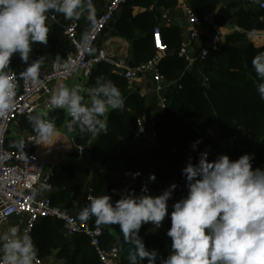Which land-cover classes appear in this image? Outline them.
I'll return each instance as SVG.
<instances>
[{
	"label": "trees",
	"instance_id": "obj_1",
	"mask_svg": "<svg viewBox=\"0 0 264 264\" xmlns=\"http://www.w3.org/2000/svg\"><path fill=\"white\" fill-rule=\"evenodd\" d=\"M180 1L128 0L121 8L119 18L108 29L112 28L114 35L130 43L133 55L131 67L148 63L156 57L158 48L154 30L161 22L160 10L176 9ZM184 1L190 3V9L199 18L197 28L202 45L197 50L198 53L203 49H210L216 30L226 27L231 20L236 19L239 30L228 35L225 43L210 49L204 62H197L193 66L179 55L183 43L181 30L176 26L161 30L162 44L167 54L162 58L158 69L167 82L175 85L164 94L168 101L166 109L155 114L159 146L151 150H133L137 120L146 111V99L140 91L131 89L128 81L115 73L109 64L100 63L89 78L90 87H98V79L100 84L111 81L125 100L123 110L114 109L109 113L107 131L99 135L82 133L78 124H74L72 131H69L67 125L71 118L67 120L65 111L59 109L53 110L50 118L56 129L65 126L78 146H88V155L92 161L103 166L105 171L92 176L88 169L75 165L57 170L50 179L54 206L70 212L76 198L82 194L85 197L89 189L96 197L110 196L114 205L120 198L111 196L110 192L115 188L113 177L118 171L125 173L126 181L136 196L143 194L141 189L144 186L148 188V195L157 197L175 184L177 187L172 195L186 198L188 188L183 169L189 158L195 164L199 154L205 151L209 153L210 162L221 156L206 148L205 138L209 131L216 132L218 141L228 142L238 135L239 140L225 155L231 161H236L242 155L254 154L255 159L250 161L253 170L260 168L264 171V100L260 99L257 91V84L261 81L256 77L251 64L255 55L264 52V46L255 47L248 36L249 32L264 29V9L259 5L262 0H237L223 8H220L221 0ZM136 9L143 11L136 14ZM51 14L56 16L58 23L51 21ZM46 15L49 29L47 44L32 43L27 62L21 59L19 53L13 54L9 66L11 72H18L37 61L43 64L50 59L64 60L71 52V44L65 36L64 15L52 10ZM213 15L214 24L207 20ZM81 28L80 26V30ZM37 116L35 114L30 117ZM101 119L105 122L106 114ZM29 120V129L36 133L34 120ZM196 141L201 143L193 149L192 145ZM91 144L93 147L89 148ZM73 156H78V153L75 152ZM137 172L141 175L135 179L128 175ZM151 174L156 176L155 181L149 180ZM172 211L174 208L168 207V215L161 223L159 235H150L147 224L138 233L145 249L157 252L156 264H161L162 259H167L173 252L172 240L167 235L171 228ZM91 226L103 231L101 244L107 251L116 247H135L124 241L119 225L98 226L93 217ZM32 238L38 249V257L43 260L56 253V258L65 260L66 264H101L89 237L84 234L73 238L67 236L65 224L57 218L42 219L34 229ZM123 264L129 262L123 260ZM139 264H148L147 258Z\"/></svg>",
	"mask_w": 264,
	"mask_h": 264
},
{
	"label": "clouds",
	"instance_id": "obj_2",
	"mask_svg": "<svg viewBox=\"0 0 264 264\" xmlns=\"http://www.w3.org/2000/svg\"><path fill=\"white\" fill-rule=\"evenodd\" d=\"M49 10L62 13L65 19L79 21L82 16L95 24L93 0H0V118L7 117L15 106L17 76L9 70L13 54L19 53L27 62L32 43L47 44L49 29L46 25ZM85 12L87 15L85 16ZM249 38L255 32L248 33ZM252 69L260 83L257 91L264 100V52L252 59ZM41 62L29 66L20 73L26 82H35ZM65 68L70 67L66 63ZM91 90V105L83 103L79 88L61 86L51 96L50 104L65 109L71 118L68 130L74 124L80 132L98 135L107 131L101 119L109 110H123L125 100L111 81ZM35 131L43 143H51L58 135L54 124L37 117ZM201 141L193 143V149ZM207 151L199 154L193 164L189 158L183 175L187 180L188 195L174 204L171 213V228L167 235L172 240V254L162 259L161 264H264V171L253 170L250 161L254 154H245L236 161L221 155L209 161ZM134 179L141 174L130 173ZM149 180L155 181L151 174ZM177 186L171 185L157 197L148 195L142 187V195H126L115 204L111 197L89 196L90 205L81 211L77 219L86 223L90 216L95 223L104 226L119 225L124 241L133 244L129 252V264H139L145 258L148 264H156L157 252L148 251L138 233L144 224L151 222L159 228L168 215V201ZM35 190L31 197L35 195ZM17 226L0 234V264H41L38 249L28 232L20 235Z\"/></svg>",
	"mask_w": 264,
	"mask_h": 264
},
{
	"label": "built area",
	"instance_id": "obj_3",
	"mask_svg": "<svg viewBox=\"0 0 264 264\" xmlns=\"http://www.w3.org/2000/svg\"><path fill=\"white\" fill-rule=\"evenodd\" d=\"M105 1L107 4L102 14L96 19L95 24H91L85 32L80 31L78 21L68 20L64 17L66 22L64 27L65 36L69 40L72 48L64 60L50 59L47 63L41 64L39 75L35 82H26L20 77V73L34 63H30L20 71L14 72L17 76L15 106L7 117L0 118V231L11 218H23L24 226L22 235L28 232L32 237L34 229L42 219L57 218L65 224L67 236L73 238L76 235L84 234L89 237L91 245L99 255L101 264H123L124 249L116 247L107 251L102 247L101 238L103 231L100 228H93L91 226L92 216H90L86 223H81L77 219V215L54 206L51 197L53 187L50 179L58 167L55 164L48 165L35 153V143L39 139L38 132L25 139L24 146L21 150L12 151L7 148L8 134L12 125L20 118L36 113L39 99L48 97L52 93L50 86L52 82L67 81L77 75V73H81L82 76L89 79L94 69L100 63H107L112 67L113 71L116 73L119 72V74L121 73V76L128 81L131 89L137 80L151 76L156 82L157 92L160 94V110L166 109L168 101L164 97V94L171 85L160 74L158 69L162 60L161 55L166 52L162 44L161 27L158 26L154 30V38L158 48L156 57L148 63L130 67L125 62L114 59L108 50L100 44L104 32L115 21L117 13L128 0ZM259 5L261 9H264V0ZM188 16L193 26L189 40L192 45H195L199 41L197 25L200 22L198 16L191 9L188 10ZM50 19L54 23L59 22L54 14L50 15ZM165 19L167 20L166 17ZM223 39V28H218L209 45L210 49H215L222 44ZM210 49L206 48L199 53H192L189 45L183 43L179 55L185 58L190 66H193L197 62H204L210 53ZM66 63L70 64V67L65 68L64 65ZM46 108L51 109V105L48 104ZM62 110L66 111L65 109ZM44 120L51 122L50 117L47 116L44 117ZM149 123V132L145 133L143 118L141 116L138 117V129L134 140L135 142L139 140L147 141V149L151 150L159 146V141L154 119ZM210 135H213L215 139L217 137L215 131H209L207 136ZM238 140L239 136L236 135L232 138L231 142L235 144ZM73 143L76 145L78 155L87 153L88 146H78L75 139H73ZM33 190H35L36 194L33 198H30ZM121 192L127 195L133 193L132 187L127 181L123 183L121 189L113 188L110 194L111 196H118ZM89 196H94L90 189L84 197L81 211L90 205V201L87 199ZM182 199L185 198L171 195L167 202L168 207L174 208V204L180 202ZM39 260L41 264H44L43 259L39 258Z\"/></svg>",
	"mask_w": 264,
	"mask_h": 264
},
{
	"label": "crops",
	"instance_id": "obj_4",
	"mask_svg": "<svg viewBox=\"0 0 264 264\" xmlns=\"http://www.w3.org/2000/svg\"><path fill=\"white\" fill-rule=\"evenodd\" d=\"M237 0H221L220 8L227 7L230 4L236 2ZM93 3L95 5V17L96 19L102 14L107 2L105 0H93ZM190 9V3L188 1L181 0L178 7L176 9L172 10H164L161 9L162 13V18L161 22L156 26V27H161V30L166 27H173L176 26L178 27L183 36V43H186L189 45L190 51L197 52V50L201 47L200 40L198 41L197 44L192 45L189 40V35L191 30L193 29L192 24L189 21V16H188V10ZM142 9H136V14L142 12ZM119 11L115 17V20L119 18L120 16ZM86 16V15H85ZM167 18V20L165 19ZM214 18L215 15L210 16L207 18V20L214 24ZM81 28V32H85L86 30L89 29L91 24L84 18V16L81 17L79 20ZM238 27L236 26V19L231 20L226 27L223 28L224 31V39L223 43H225V38L233 34L234 32L238 31ZM114 30L112 28H107L106 32L103 34L101 38V46H103L108 52L111 54V56L119 61H123L126 63V65L130 66L131 60H133V55L131 54L130 51V43L119 36H116L113 34ZM255 36L251 38L253 44L255 47L259 48L264 46V29L263 30H254ZM182 43V44H183ZM166 52L162 53V58L166 56ZM46 61L45 63H47ZM131 67V66H130ZM115 72V71H114ZM116 73V72H115ZM119 74V72H117ZM121 75V73L119 74ZM170 85H175L170 83ZM51 91L52 93L48 97H44L39 99L38 101V109L36 113L27 115L25 116L26 118L22 117L18 121H16L12 127L11 130L8 134V140H7V148L12 151H17L21 150L24 146V141L25 139L34 134L30 129H29V124L31 121L29 120L30 116H33L37 114L38 116L43 117H50L51 112L53 110H62L61 108H55L50 104L51 96L53 95L54 92H57L61 86H66L69 89H72L74 87L79 88V94L84 97L83 103L90 106L91 105V90L92 88L89 85V79L85 78L82 76L81 73H77V75L73 76L71 79L67 81H55L51 83ZM133 90H138L140 91L141 95L146 99V111L144 114L141 116L144 121V130L145 133L149 132L148 126L150 125V121L154 119L155 114L160 111V94L157 92V84L156 82L152 79L151 76H148L146 78H142L137 80L133 87ZM50 104L51 109H47L46 106ZM114 110V109H113ZM64 111V110H63ZM112 110H109L108 113H106V120L105 124L107 123V117L109 113ZM65 115L67 120L70 118L68 116V113L65 111ZM51 120V118H50ZM58 135L53 137V140L51 143H43L38 139L35 143V153L37 156L45 161L48 165L55 164L57 165L58 169H61L63 167L69 166V165H75V166H80L84 169H88L90 171V174L92 176H95L96 174H99L102 171H105V168L101 166L99 163H96L92 161L90 156L87 153L84 155H78V156H73V154L76 151V145L73 143V139H75L70 133L67 132L65 129V126L59 129H56ZM103 131H101L99 134H101ZM98 134V135H99ZM218 138L213 137V135L206 136L205 138V145L206 148L209 152H212L216 155L211 149V145L214 144V141L217 140ZM93 146V144H91ZM233 144L229 143L228 141V147L227 151L230 147H232ZM147 149V141L145 140H139L133 145V150L135 152H142ZM226 152H222L219 155H225ZM114 179V184L116 188L121 189L123 187V183L126 181V175L123 171H118L117 174L113 177ZM127 194L124 192H121L118 196L119 198H124ZM83 201H84V195H79L76 200L74 201L73 204V209L70 211V213L77 215L80 213L82 206H83ZM150 227L149 234L152 236H157L159 235V228L155 227L151 222L147 223ZM17 226L20 229V235H22V230L24 226V219L23 218H16V219H11L8 223H6L3 227V230L0 232V234H4L7 232V230L10 227ZM168 244L171 245V242L168 241ZM44 264H66L65 260H58L56 258V253H54L53 256L47 258L44 260Z\"/></svg>",
	"mask_w": 264,
	"mask_h": 264
},
{
	"label": "rangeland",
	"instance_id": "obj_5",
	"mask_svg": "<svg viewBox=\"0 0 264 264\" xmlns=\"http://www.w3.org/2000/svg\"><path fill=\"white\" fill-rule=\"evenodd\" d=\"M229 143H230V141H229ZM227 147H228V142L227 141H220V140L218 141V139H217V140L214 141V145L211 147V149H213V151L219 155L222 152L223 153L226 152L227 151ZM11 219H16V217H13ZM2 230H3V228H2Z\"/></svg>",
	"mask_w": 264,
	"mask_h": 264
},
{
	"label": "water",
	"instance_id": "obj_6",
	"mask_svg": "<svg viewBox=\"0 0 264 264\" xmlns=\"http://www.w3.org/2000/svg\"><path fill=\"white\" fill-rule=\"evenodd\" d=\"M93 146H90L89 148H92ZM134 248L132 246L127 247L123 251V259L129 262L128 254L129 252L133 251Z\"/></svg>",
	"mask_w": 264,
	"mask_h": 264
}]
</instances>
